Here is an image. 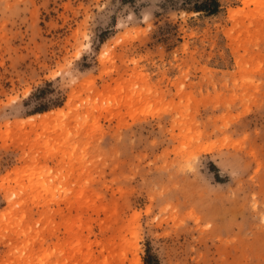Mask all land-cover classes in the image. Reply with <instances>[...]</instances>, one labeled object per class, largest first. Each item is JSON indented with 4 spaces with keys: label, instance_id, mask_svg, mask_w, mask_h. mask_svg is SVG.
<instances>
[{
    "label": "rangeland",
    "instance_id": "374dc122",
    "mask_svg": "<svg viewBox=\"0 0 264 264\" xmlns=\"http://www.w3.org/2000/svg\"><path fill=\"white\" fill-rule=\"evenodd\" d=\"M203 1L0 0V264H264V0Z\"/></svg>",
    "mask_w": 264,
    "mask_h": 264
},
{
    "label": "trees",
    "instance_id": "16d2710c",
    "mask_svg": "<svg viewBox=\"0 0 264 264\" xmlns=\"http://www.w3.org/2000/svg\"><path fill=\"white\" fill-rule=\"evenodd\" d=\"M196 10H206L209 13H213L217 9V2L215 0H204L202 3L196 4L194 7ZM144 264H158L155 260L152 261L150 256H146Z\"/></svg>",
    "mask_w": 264,
    "mask_h": 264
},
{
    "label": "bare ground",
    "instance_id": "6f19581e",
    "mask_svg": "<svg viewBox=\"0 0 264 264\" xmlns=\"http://www.w3.org/2000/svg\"><path fill=\"white\" fill-rule=\"evenodd\" d=\"M62 109H59V110H57V111H61ZM45 116V115H44ZM2 185V184H1ZM1 188V187H0ZM4 190V189H3ZM137 264H141V261H140V259L139 258H137V262H136Z\"/></svg>",
    "mask_w": 264,
    "mask_h": 264
}]
</instances>
